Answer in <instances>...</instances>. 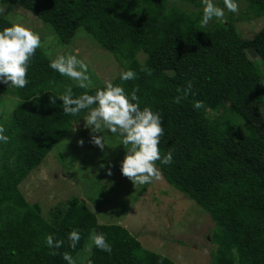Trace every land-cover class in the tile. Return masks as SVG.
<instances>
[{"label": "trees", "instance_id": "16d2710c", "mask_svg": "<svg viewBox=\"0 0 264 264\" xmlns=\"http://www.w3.org/2000/svg\"><path fill=\"white\" fill-rule=\"evenodd\" d=\"M178 1L6 0L0 29L11 26L9 6L15 4L44 31L51 28L58 44L76 46L82 30L117 59L120 71L132 69L136 79L121 82L117 75L112 82L128 93L136 88L141 108L160 112L159 148L161 155L171 151L173 162L156 164L163 179L212 221L210 264H264V24L250 39L236 27L242 20L264 21V0H239L243 12L226 10L225 18L204 27L200 0ZM45 50L36 49L24 88L0 84V126L9 136L0 145V264H66L64 252L74 264H176L143 247L124 226L99 222L77 196L44 215L40 202L20 190L85 114L65 115L52 96L68 84L75 95L94 94L50 69ZM188 81L193 88L185 96ZM93 228L105 234L111 254L89 247ZM72 229L81 234L75 248L67 239ZM47 234L64 241L56 255L44 244Z\"/></svg>", "mask_w": 264, "mask_h": 264}, {"label": "rangeland", "instance_id": "374dc122", "mask_svg": "<svg viewBox=\"0 0 264 264\" xmlns=\"http://www.w3.org/2000/svg\"><path fill=\"white\" fill-rule=\"evenodd\" d=\"M188 7L194 8L190 4ZM9 8L12 23L19 22L39 33L51 58L57 53L72 52L83 59L95 86H103L105 80H113L119 74L121 66L117 59L95 40L85 37L84 31L76 32L77 47L61 45L52 29L47 26L49 30L44 31L43 24L28 11L15 4ZM244 9L245 5L239 2L235 15ZM263 24V19L242 20L236 22V27L243 39H250ZM104 136L106 146L101 150L90 142L89 130L81 119L21 182L20 190L30 201L40 202L44 215L60 201L77 196L86 202L99 222L124 226L143 247L164 253L176 264H210L209 251L213 245L209 234L213 223L208 214L162 176L149 184L133 185L119 170L125 154L120 138L107 132ZM80 140L82 145L78 143ZM109 167L111 175L107 174Z\"/></svg>", "mask_w": 264, "mask_h": 264}, {"label": "clouds", "instance_id": "9594fccd", "mask_svg": "<svg viewBox=\"0 0 264 264\" xmlns=\"http://www.w3.org/2000/svg\"><path fill=\"white\" fill-rule=\"evenodd\" d=\"M200 2L201 27L207 26L210 21L225 18L226 10L230 13L239 11V0H222L223 7L215 0ZM6 7V0H0V14L4 13ZM40 47H42L40 34L19 22H13L11 26L0 29V84H6L8 88H24L29 83L27 73L30 61L36 49ZM48 67L70 81H75L80 89H94V94L84 91L75 95L73 86L68 84L61 95L52 96L51 102L55 103V100L59 99L65 115L78 116L83 111L85 114L81 119L84 127L89 130L90 142L101 150L106 146L104 136L106 132L116 134L120 138V145L125 150L119 165L120 173L133 185H145L159 180L161 169L156 162L159 161L162 165H170L173 162V153L168 151L161 155L159 148L160 139L164 134L160 112L153 111L148 106L141 108L136 88L128 93L122 83L115 84L112 80H105L102 87L95 86L89 75L88 64L75 53L55 54L54 58L49 60ZM118 75L121 82L137 78L136 73L130 68L120 71ZM192 88V81H188L186 87L182 89L184 95L187 96ZM180 99V96L176 97L177 102ZM96 133L99 135H95ZM7 143L9 136L5 134L4 127L0 126V145ZM78 143L82 145L83 140ZM107 174L111 175L110 167ZM80 238L78 230H70L67 234L69 247L75 248ZM88 238L89 247L94 246L102 252L111 254L112 245L105 234L98 233L93 228L89 231ZM63 242L54 239L52 234L44 237V244L52 255L57 254L55 249H59ZM61 255L66 264H74L69 252Z\"/></svg>", "mask_w": 264, "mask_h": 264}]
</instances>
